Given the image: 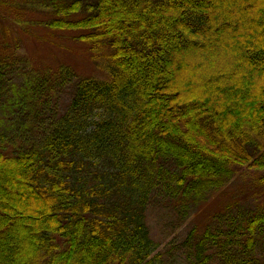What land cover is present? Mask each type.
Returning a JSON list of instances; mask_svg holds the SVG:
<instances>
[{
    "label": "trees",
    "instance_id": "trees-1",
    "mask_svg": "<svg viewBox=\"0 0 264 264\" xmlns=\"http://www.w3.org/2000/svg\"><path fill=\"white\" fill-rule=\"evenodd\" d=\"M43 1L44 25L86 31L105 76L79 79L29 145L31 87L0 106V264H167L147 224L156 191L198 201L242 166L264 182V0H95L82 18L83 0ZM236 225L228 242L206 230L188 264H260L264 211Z\"/></svg>",
    "mask_w": 264,
    "mask_h": 264
},
{
    "label": "rangeland",
    "instance_id": "rangeland-1",
    "mask_svg": "<svg viewBox=\"0 0 264 264\" xmlns=\"http://www.w3.org/2000/svg\"><path fill=\"white\" fill-rule=\"evenodd\" d=\"M94 3L83 0V8ZM46 6L43 0H0V69L5 72L0 82V106L8 104L9 98L28 84L33 90L30 103L37 107L36 116L26 117L23 125L25 145L40 140L66 111L79 79L105 76L87 45L76 39L86 31L53 30L44 25L54 16ZM88 11L72 17H85ZM38 79L43 85L36 95ZM4 90L6 94H1ZM11 112L10 104L4 111L0 108V121L11 117ZM2 127L0 130L5 131ZM261 175L255 168L238 167L224 187L198 201L156 191L146 212L150 235L158 244L155 253H162L167 264H188L190 252L208 229L221 230L222 241L228 242L232 230L239 226L236 223L250 213L264 211ZM243 213L246 216L232 222ZM257 235L256 257L264 264V228Z\"/></svg>",
    "mask_w": 264,
    "mask_h": 264
}]
</instances>
